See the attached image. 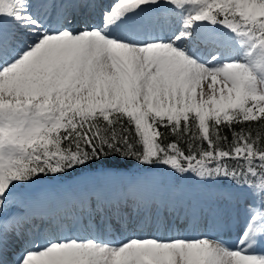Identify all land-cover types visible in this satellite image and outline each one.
Here are the masks:
<instances>
[{"label":"snow or ice","instance_id":"6c2138e0","mask_svg":"<svg viewBox=\"0 0 264 264\" xmlns=\"http://www.w3.org/2000/svg\"><path fill=\"white\" fill-rule=\"evenodd\" d=\"M0 264H264V0H0Z\"/></svg>","mask_w":264,"mask_h":264},{"label":"rangeland","instance_id":"374dc122","mask_svg":"<svg viewBox=\"0 0 264 264\" xmlns=\"http://www.w3.org/2000/svg\"><path fill=\"white\" fill-rule=\"evenodd\" d=\"M190 12H194V9H189ZM199 23V22H198ZM215 28H217L220 32H228L229 30H227L226 28H223L222 26H216ZM233 36L235 34H232Z\"/></svg>","mask_w":264,"mask_h":264},{"label":"bare ground","instance_id":"6f19581e","mask_svg":"<svg viewBox=\"0 0 264 264\" xmlns=\"http://www.w3.org/2000/svg\"><path fill=\"white\" fill-rule=\"evenodd\" d=\"M208 27H211L210 25H208ZM216 31L220 32L217 28H215Z\"/></svg>","mask_w":264,"mask_h":264}]
</instances>
